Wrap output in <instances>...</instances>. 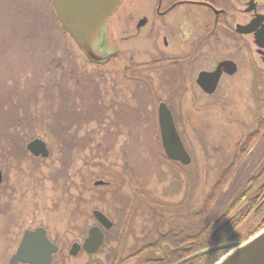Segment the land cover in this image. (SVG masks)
Returning <instances> with one entry per match:
<instances>
[{
	"label": "flooded vegetation",
	"instance_id": "1",
	"mask_svg": "<svg viewBox=\"0 0 264 264\" xmlns=\"http://www.w3.org/2000/svg\"><path fill=\"white\" fill-rule=\"evenodd\" d=\"M150 1V9L139 18L134 33L124 38L125 42L136 40L139 51L110 42L106 28L104 47L115 56L102 64H93L109 67L117 58L123 59L118 71L105 73V95L99 94L98 98V101L104 98L105 103H99L102 108L99 107L95 114L90 112L92 121L89 127H80L94 131L92 125L95 121L104 133H113V137L108 136V140L98 142L107 148L109 143L115 144V137L124 138L125 131L118 129L121 126L115 122L120 114L130 110L131 101H135L131 95L136 94L134 96L140 98L138 90L142 83L145 84L140 74L142 64L150 68L152 78L155 76L157 81L159 78L153 69L166 74L163 80L168 86L167 97L166 100L161 99L157 116L160 105L166 104L180 135L179 127L185 123L189 102L196 98L224 101L249 98L252 102L251 123L233 120L236 127L231 131V136L235 141L229 168L233 171L232 175L260 181L259 188L253 191L256 194L245 204L254 208L247 220L256 224L259 233L264 229V0ZM250 26L252 32L247 30ZM137 55L139 61L134 58ZM202 73L218 76L213 93L199 85ZM95 89L99 91L96 85L92 90ZM152 110L154 113V108ZM176 116L180 117L179 120H176ZM78 127L75 126L76 129ZM124 127L130 125L125 124ZM114 129L116 131L112 132ZM128 133L131 134L130 131ZM182 140L191 155L183 137ZM30 142L26 144V151L32 163L43 165L52 156L49 144L45 141L51 155L44 159L28 151ZM132 143L134 141L125 138L121 146L125 148ZM58 144L63 147L62 142ZM218 146L220 150L224 149V145ZM86 153L90 155L91 151L87 150ZM55 163L59 167L60 161L56 160ZM244 167L246 169L243 171ZM7 170L8 173L0 170V264H145L141 263L142 257L148 256L149 252L142 253L140 222L138 234L133 231L136 213L126 210L124 214L122 207L110 206L109 192L104 190L113 185L112 181L102 180L99 176L92 188L93 168L80 176L81 187L72 191L73 201L65 199L71 202L70 205L60 204L64 191H60L59 183L52 189L55 183L48 182L47 186L51 187L47 190L48 196L44 190L37 195L34 188L31 189V178L26 182L19 178L24 175L17 170ZM89 178H92V182H89ZM97 182H104V185L96 186ZM87 194L91 197H87ZM188 200L186 195L182 203L187 204ZM137 201H140V196ZM97 212L110 221L111 227L99 220ZM61 213L67 214L68 219L61 220ZM92 234L95 235L93 240ZM101 235L102 241L97 246ZM154 236L153 239L157 236L156 230Z\"/></svg>",
	"mask_w": 264,
	"mask_h": 264
},
{
	"label": "rangeland",
	"instance_id": "2",
	"mask_svg": "<svg viewBox=\"0 0 264 264\" xmlns=\"http://www.w3.org/2000/svg\"><path fill=\"white\" fill-rule=\"evenodd\" d=\"M150 3V0H125L107 23L110 42L139 51L136 40L125 42L124 38L134 33L139 18L150 9ZM138 56L134 58L139 61ZM122 59L123 57L117 58L109 67H99L91 63L59 23L52 0H0V108L2 110L10 97L13 100L21 98L27 108L33 101L28 100L40 94L43 102L40 106H44V102L46 106V103L54 101V107L57 103V107L60 105L62 108L59 111L60 116L64 108L67 112L72 111L73 116L77 109H80L84 115L90 116V112L95 114L99 107L102 108L99 103H105L104 98L98 101L99 94L105 95L103 90L105 73L118 71ZM146 66L141 65L140 74L145 84L142 83L138 90L140 98L133 93L131 98L135 101H131L130 110L120 114L115 122H119L121 126L118 129L125 131L124 138L115 137L113 141L115 144L109 143L105 157L100 160L97 167L93 168L92 183L93 188L94 181L99 176L102 180L108 179L113 182L110 188L104 190L109 192L108 202L110 206L122 207L124 214L126 210L136 213L137 219L133 231L138 234L137 227L139 228L141 223L142 248L153 242L155 237L153 221L156 216H151L148 209L153 205L152 200L178 205L187 195L189 202L187 204L183 202L185 209L182 218L188 219L189 214L202 211L203 205L212 193V188L229 168L235 141L231 136V131L236 127L234 121L241 120L244 124H250L252 118L250 109L252 102L248 100L249 98L227 101L196 98L189 102V109L184 116L185 123L179 127L180 132L187 135V137L183 135V138L193 156V163L183 168L168 162L160 153L157 118L160 101L162 98L166 100L167 97L168 86L163 80L166 74L162 70L153 69L159 78L157 81L155 76V79L152 78L153 74ZM115 83L114 86H117ZM95 85L99 91L92 90ZM168 101L172 102L170 99ZM9 103L8 106L11 107L12 103ZM35 108H38V104ZM153 108L154 113L151 112ZM81 112L78 118H81ZM96 124L94 121L92 126L97 132ZM125 124H129L130 127L125 128ZM115 131L116 129L112 130ZM129 131L131 134L128 133ZM80 135L83 136L84 133ZM108 136L113 137L114 134L96 135L94 145ZM125 138L131 139L134 143L123 148L121 143L123 144ZM59 141L53 142L56 153L52 155V161L49 160L43 165V172L49 173V167L53 168V161L58 156H62L57 154L61 153L59 149L61 145L57 144ZM72 144H74L72 140H67V146L72 147ZM218 145H224V149L220 150L217 148ZM24 168H27V171L32 170L30 162H26ZM245 169L244 167L243 171ZM41 171L35 172V175L41 176L38 174ZM19 178L26 181L30 177L24 175ZM88 180L92 182V178ZM247 186L249 187V180L241 175H233L224 190L225 196L221 201L223 207L228 204L226 200L230 201L232 197H238ZM50 188L47 187L48 190ZM253 191L255 190L249 193L248 200L256 194ZM88 196L91 197L87 194ZM139 196L140 201H137ZM67 202L69 201H65V205H70ZM246 202L247 200L244 204ZM124 206H127L125 210ZM123 213H121L122 217ZM215 214L213 213L211 217ZM66 215L61 213L60 219L67 220ZM192 221L194 220L186 221V227L193 226ZM167 227L166 229H169ZM241 228L245 233L258 229L254 222L248 220ZM141 263H144V260Z\"/></svg>",
	"mask_w": 264,
	"mask_h": 264
},
{
	"label": "trees",
	"instance_id": "3",
	"mask_svg": "<svg viewBox=\"0 0 264 264\" xmlns=\"http://www.w3.org/2000/svg\"><path fill=\"white\" fill-rule=\"evenodd\" d=\"M10 98L6 101L4 110L0 108V170L8 173L6 170L10 168V170H17L22 175H28L33 180V188L37 195L39 191L44 190L45 195L48 196V182L55 183L52 189L56 188V184L59 183L60 191H64L61 194L60 204L65 205L66 198L73 201L72 191L81 187L79 185L80 176L86 175L85 172H90L94 166L97 167L108 151L103 144L97 143L98 146L93 144L96 142V135L104 133V131L99 126L97 132L96 130L82 129L90 125L89 122L92 119L88 115H84L80 109H77L73 116L72 111L68 110L69 112H67L64 108L60 116L59 111L62 108L60 105L57 107V103L54 107V101L46 103V106L44 102V106H40V103H43L40 94L28 100L33 101L27 108L21 98H15V100ZM8 103H12L11 107L8 106ZM36 103L38 104L37 109L35 108ZM80 112L81 118H78ZM176 120H179L178 116H176ZM71 122L72 125H70ZM76 125L79 126L78 129L75 128ZM82 132L83 136L80 135ZM181 135L187 137L186 133H181ZM25 136L27 138L23 139ZM31 138H40L46 141L51 148L52 155L56 153L53 142L60 140L59 142L63 144L62 148L59 147L62 156H58L53 161L54 164L56 160H59L60 166L58 167L55 163L53 168L49 167V173L43 172V165L49 160L52 161V156L48 161L43 162V165H34L26 151V144L31 141ZM67 140H72L74 143L71 145L72 147L66 145ZM105 140L108 138L105 137L100 142ZM158 142L161 156L168 162L183 167L181 164L170 161L165 155L159 127ZM92 145L94 146L91 147ZM90 149L92 151L88 155L86 151ZM242 151L246 152L244 149ZM57 154L60 155V153ZM26 162H30L32 166V170L28 169L29 172L24 168ZM37 171H41L38 173L41 176L35 175ZM232 173L230 167L222 174L221 179L212 188V193L203 205L202 211L189 214L188 219L182 218L184 217L183 209H185L183 203L173 205L152 200L153 205L148 209L151 216H156L157 220L154 219L153 223H155L157 236L153 242H149L142 248V253L149 252L148 256H143L146 259L142 258L145 264H216L227 251L211 253L196 259L191 258L199 252L216 246L248 241L257 234L259 229L245 233L241 227L254 210L252 206L245 205L244 202L250 197L251 190L259 188L260 181L249 180V187H245L244 192L238 197H232L230 201L226 200L228 204L223 207L221 201L225 196V187L233 176ZM84 180L86 181L85 177ZM67 204H71V202L69 201ZM213 213L216 214L211 217ZM185 220L187 222L194 220L192 221L194 225L186 227ZM167 226L169 229H166Z\"/></svg>",
	"mask_w": 264,
	"mask_h": 264
},
{
	"label": "water",
	"instance_id": "4",
	"mask_svg": "<svg viewBox=\"0 0 264 264\" xmlns=\"http://www.w3.org/2000/svg\"><path fill=\"white\" fill-rule=\"evenodd\" d=\"M124 1L52 0L58 21L63 29L74 40L88 60L97 64H102L115 56V53H108L104 47L107 37L106 27L109 19L117 12ZM247 30L252 32V26L248 27ZM198 83L207 92L213 93L218 83V76L202 73ZM158 115L165 155L170 161L180 163L183 166H190L193 159L184 145L171 110L166 104L162 103ZM27 149L35 157L48 159L51 155L47 143L40 138L32 140ZM101 185H104V182L96 183V186ZM97 216L108 228L111 227L110 221L102 213L97 212ZM92 235L93 240L95 235ZM101 241L102 235L97 241V246L100 245ZM219 251L228 252L216 264H264V230L248 241L216 246L193 256L191 259Z\"/></svg>",
	"mask_w": 264,
	"mask_h": 264
}]
</instances>
